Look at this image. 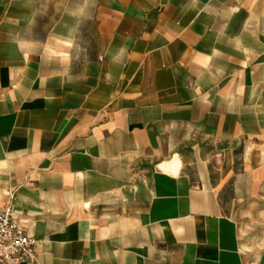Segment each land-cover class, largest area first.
I'll return each mask as SVG.
<instances>
[{"label":"crops","instance_id":"obj_1","mask_svg":"<svg viewBox=\"0 0 264 264\" xmlns=\"http://www.w3.org/2000/svg\"><path fill=\"white\" fill-rule=\"evenodd\" d=\"M10 200L23 264H264V0H0Z\"/></svg>","mask_w":264,"mask_h":264},{"label":"built area","instance_id":"obj_2","mask_svg":"<svg viewBox=\"0 0 264 264\" xmlns=\"http://www.w3.org/2000/svg\"><path fill=\"white\" fill-rule=\"evenodd\" d=\"M37 242L18 224L15 204L8 201L0 209V264H23L34 259Z\"/></svg>","mask_w":264,"mask_h":264}]
</instances>
